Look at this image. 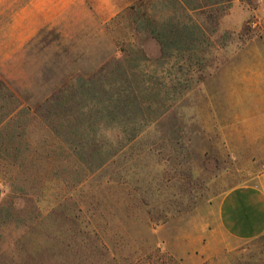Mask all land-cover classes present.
Returning a JSON list of instances; mask_svg holds the SVG:
<instances>
[{"label": "rangeland", "instance_id": "rangeland-1", "mask_svg": "<svg viewBox=\"0 0 264 264\" xmlns=\"http://www.w3.org/2000/svg\"><path fill=\"white\" fill-rule=\"evenodd\" d=\"M185 1L0 0V264H264L218 217L264 172V8Z\"/></svg>", "mask_w": 264, "mask_h": 264}, {"label": "crops", "instance_id": "crops-1", "mask_svg": "<svg viewBox=\"0 0 264 264\" xmlns=\"http://www.w3.org/2000/svg\"><path fill=\"white\" fill-rule=\"evenodd\" d=\"M258 5L264 8V0H259ZM261 21H264L263 16ZM218 217L222 230L230 238L250 241L263 236L264 172L253 183L237 185L227 190L220 199Z\"/></svg>", "mask_w": 264, "mask_h": 264}, {"label": "trees", "instance_id": "trees-1", "mask_svg": "<svg viewBox=\"0 0 264 264\" xmlns=\"http://www.w3.org/2000/svg\"><path fill=\"white\" fill-rule=\"evenodd\" d=\"M180 8H184V5H186L185 0H176ZM167 30L166 32H159L158 31V37L162 40V44L164 47V52L166 53L167 50L171 49L172 47H175L179 51L183 52L187 50H193L197 46V42H203L200 40L197 36H195L194 32L189 33L190 36L189 40L190 43H186L183 41V38L185 37L184 33L186 32L188 26L185 25L184 27H174V26H166ZM167 54V53H166ZM95 92L94 93H100L102 91V95L95 94L93 96H90V100L92 98L93 102L99 107L94 108V113L90 114V120L91 124L94 125L95 123L99 121H102L103 118L109 117L112 119L114 115L119 114L120 112L127 111L136 103V95L135 90L127 89L123 86H103V87H94ZM98 91V92H96ZM128 93H132L133 97H130ZM116 96H125L126 99L121 98H115ZM92 97V98H91ZM129 97V98H128ZM133 98V99H132ZM101 103V105H100ZM93 109V108H92ZM113 120V119H112Z\"/></svg>", "mask_w": 264, "mask_h": 264}]
</instances>
